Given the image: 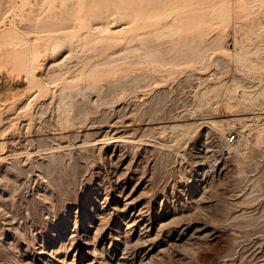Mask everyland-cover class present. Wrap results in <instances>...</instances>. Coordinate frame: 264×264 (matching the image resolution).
Listing matches in <instances>:
<instances>
[{"label":"rangeland","instance_id":"rangeland-1","mask_svg":"<svg viewBox=\"0 0 264 264\" xmlns=\"http://www.w3.org/2000/svg\"><path fill=\"white\" fill-rule=\"evenodd\" d=\"M94 2L0 0V155L26 152L0 162V264H78L97 205L106 230L138 209L207 224V237L148 264H264V0ZM217 122L205 144L203 127ZM124 136L136 143L118 181L97 143ZM200 149L211 152L204 165Z\"/></svg>","mask_w":264,"mask_h":264},{"label":"bare ground","instance_id":"bare-ground-1","mask_svg":"<svg viewBox=\"0 0 264 264\" xmlns=\"http://www.w3.org/2000/svg\"><path fill=\"white\" fill-rule=\"evenodd\" d=\"M100 1V0H99ZM98 1V3H99ZM102 1V0H101ZM104 1V0H103ZM212 1V0H211ZM214 2L216 0H213ZM91 3V1H89ZM97 3L96 0L94 2V4ZM97 3V4H98ZM95 4V5H97ZM101 4V3H100ZM99 5V4H98ZM104 5V4H103ZM102 7V5H100ZM96 7V6H95ZM97 9V8H96ZM94 9V11L96 10ZM102 9V8H101ZM103 9H104V6H103ZM106 9V8H105ZM124 10V9H123ZM226 15V14H225ZM228 15V14H227ZM73 16V15H72ZM221 16V15H220ZM117 17V16H115ZM121 17V16H120ZM224 17V15H223ZM71 18V17H70ZM91 19V18H90ZM104 19V18H103ZM108 19V18H107ZM225 19V18H223ZM93 20V19H92ZM112 20V19H111ZM110 20V21H111ZM118 20H120V18H118ZM135 20V19H134ZM175 20V19H174ZM88 21V20H87ZM100 21V20H99ZM104 21V20H103ZM109 21V23H110ZM116 21V19H115ZM95 24L97 22H94ZM99 23V22H98ZM97 23V24H98ZM102 24H99L98 26L100 27H94L96 28L97 30H100L101 32L104 31L107 27V24L105 23H108V22H102ZM112 23V22H111ZM118 23V22H117ZM95 24H93L92 26H94ZM106 26H105V25ZM110 27L108 26L107 29H109L110 31H113V30H121L119 29L118 30V26L116 24H109ZM125 26V25H124ZM122 29L124 28L123 25L121 26ZM168 27V26H166ZM169 27H170V23H169ZM90 31H92L90 29ZM100 31H94L97 32L98 34H100L101 32ZM116 31V32H117ZM105 32V31H104ZM115 32V31H114ZM91 33V32H90ZM96 33V34H97ZM103 33V32H102ZM204 33V32H203ZM95 34V35H96ZM98 34L96 36H98ZM85 35V34H84ZM56 36V35H55ZM94 36V34H93ZM95 36V37H96ZM110 36V35H108ZM107 36V37H108ZM99 37V36H98ZM113 37V36H111ZM53 38V37H52ZM100 38V37H99ZM63 39V38H62ZM94 39V37H93ZM97 37L94 39L96 40ZM83 40H84V37H83ZM82 40V41H83ZM88 40V39H87ZM90 40V39H89ZM134 40V39H133ZM192 40V39H191ZM190 40V41H191ZM68 41V40H67ZM92 41V40H91ZM69 42V41H68ZM133 42V41H131ZM150 42V41H149ZM214 43H219L220 40L218 42H215L213 40ZM212 42V43H213ZM237 42V40H236ZM235 42V43H236ZM86 41H85V46H86ZM89 43V42H88ZM128 43V42H127ZM148 43V41H147ZM167 43V42H165ZM193 43V42H192ZM211 43V45H213ZM221 43V42H220ZM71 44V43H70ZM82 44V45H84ZM164 44V43H163ZM224 44V43H223ZM209 45V44H208ZM210 45V46H211ZM215 45V44H214ZM62 45L60 46H57L56 48H60ZM209 46V48H210ZM219 46V45H218ZM221 46V44H220ZM152 47V46H151ZM150 47V48H151ZM154 47V45H153ZM213 47V46H211ZM217 47V46H216ZM246 47V46H245ZM47 48V47H46ZM54 48V49H56ZM149 48V47H148ZM208 47H206V49H208L207 51H210ZM218 48V47H217ZM57 49V50H58ZM167 50L169 48H166ZM206 49L204 52H206ZM85 50V49H84ZM128 50V49H127ZM162 49H160L159 51H161ZM192 50V49H190ZM213 50V49H212ZM70 51V50H69ZM85 51H88V50H85ZM167 52V51H166ZM203 52V53H204ZM246 52V51H245ZM163 53V51H162ZM202 53V55H203ZM153 54V53H152ZM161 54V53H160ZM165 54V52L163 53ZM234 54V53H233ZM237 54V52H236ZM239 54V53H238ZM242 54V53H241ZM246 54V53H244ZM243 54V55H244ZM199 56V55H198ZM238 56V58H240V60H243L241 59V57H244V56H241L240 54L239 55H236V57ZM241 56V57H240ZM112 56H110L109 59H111ZM200 57V56H199ZM108 58V57H107ZM198 58V57H197ZM196 58V59H197ZM113 59V57H112ZM177 59V58H176ZM195 59V60H196ZM119 61V60H117ZM245 61V60H244ZM174 62V61H173ZM242 62V61H241ZM111 63H114V62H111ZM130 63V62H129ZM245 64V63H244ZM106 65V64H105ZM94 67V66H93ZM87 74V73H86ZM37 75V74H36ZM88 77V76H87ZM38 78V77H37ZM46 82V81H45ZM112 85V84H111ZM64 89V88H63ZM121 90V89H120ZM69 98V96H68ZM67 98V99H68ZM30 99V98H29ZM63 100L65 99L62 98ZM27 103V102H26ZM69 103V102H68ZM132 103V102H131ZM48 104V103H47ZM56 105V104H55ZM66 105V104H65ZM58 106V105H57ZM22 106H20L21 108ZM19 108V109H20ZM47 108V107H46ZM132 108V107H131ZM187 110V109H186ZM66 111V110H64ZM184 111V110H183ZM68 112V111H67ZM131 112V111H130ZM137 112V111H136ZM186 112V111H185ZM228 112V111H227ZM125 113V112H124ZM142 113V112H141ZM134 114V113H133ZM132 114V115H133ZM136 114V113H135ZM134 114V115H135ZM229 114V113H228ZM230 114H232L230 112ZM259 114V113H258ZM4 115V114H2ZM104 115V114H103ZM180 115V114H179ZM124 116V115H123ZM145 116V114H144ZM233 116V115H232ZM146 117V116H145ZM185 117V116H184ZM174 118V117H173ZM190 118V117H189ZM2 119V117H1ZM5 119H13L12 117H5ZM28 119V118H27ZM221 119V118H220ZM172 120V119H171ZM233 120V117L231 119L230 116L228 115H225L224 117H222V121H230ZM10 121V120H9ZM147 121V120H146ZM207 121V120H206ZM222 121H220L222 123ZM112 122V121H111ZM167 122V121H166ZM165 122V123H166ZM176 122V120H175ZM50 123V122H49ZM119 123V122H118ZM24 124V123H23ZM44 124V123H42ZM107 124V123H106ZM120 124V123H119ZM163 124V123H162ZM161 124V125H162ZM170 124V123H169ZM118 124H113V125H109V128H115L117 129ZM121 125V124H120ZM155 125V124H154ZM165 125V124H164ZM218 125V122L216 124H211L209 123L208 125H205L202 129V136H211V137H214L216 134L218 135L219 134V129L218 127L220 126H217ZM46 126V125H45ZM126 126V125H124ZM159 126H160V123H159ZM168 126V125H167ZM175 126V125H174ZM178 126V125H176ZM175 126V127H176ZM231 126V125H230ZM127 127V126H126ZM132 127V126H131ZM174 127V128H175ZM8 128V127H7ZM122 128V127H119V129ZM172 128V127H171ZM220 128V127H219ZM54 129V128H53ZM75 129V128H74ZM118 129V130H119ZM177 130V128H175ZM135 130V129H134ZM169 130V129H168ZM24 131V130H23ZM117 131V130H116ZM174 131V130H173ZM222 132V131H221ZM220 132V133H221ZM27 133V132H26ZM223 133V132H222ZM176 134V133H175ZM141 136V135H140ZM204 136V141L205 140H208V138L210 137H207L205 138ZM50 137V135H49ZM133 137V136H132ZM222 137V136H221ZM53 138V137H52ZM216 138V137H215ZM218 138V137H217ZM55 139V138H54ZM13 141V140H12ZM12 141L10 143H12ZM42 141V140H41ZM137 141V140H136ZM83 142V141H82ZM90 142V141H89ZM100 140L98 141L97 144H103L105 146H107L108 148L106 149V152L110 153L111 154V157L112 159H114L116 161V167H115V171L119 173L118 177H117V180L120 181L122 179V176H123V173L125 170H127V167H128V161H127V145L126 144H135V140L133 139H128L124 138L123 137H113L111 138V140H106V141H103V142H100ZM142 142V141H141ZM160 142V141H159ZM211 142V141H210ZM209 142V143H210ZM205 144H208L206 141L204 142ZM43 144V143H42ZM96 144V143H95ZM101 144V145H102ZM147 144V143H146ZM151 144V143H149ZM51 145V144H50ZM90 145V144H89ZM14 146V144L12 145ZM38 146V145H37ZM39 148V147H38ZM54 148V147H53ZM131 148V147H130ZM256 148V147H255ZM10 149V148H9ZM207 149V148H205ZM24 150V149H23ZM54 150V149H53ZM26 151V150H25ZM35 151V150H34ZM39 151V150H38ZM37 151V152H38ZM42 151V150H41ZM19 152V151H18ZM24 152V151H23ZM36 152V153H37ZM22 152L20 153H15V150L11 149L8 151V153H4L5 155H0V162L1 161H4L5 163H7L8 161H13L17 159L24 161L25 160V156L24 154H21ZM39 153V152H38ZM211 152L208 150H199L197 152V158L199 159V163L201 165H204L207 161H209V159L211 158ZM29 154V153H28ZM27 154V155H28ZM52 154V153H51ZM53 155V154H52ZM28 157V156H27ZM26 157V158H27ZM32 157V156H31ZM60 159V158H59ZM63 159V158H62ZM217 159V158H216ZM110 161V160H109ZM33 162V161H32ZM60 162V161H59ZM8 164V163H7ZM25 164V162H24ZM60 164V163H59ZM167 164V163H166ZM22 165V164H21ZM4 165H1V167H3ZM17 166V164H16ZM235 166V165H234ZM239 166V165H238ZM214 167V166H213ZM243 167V166H242ZM231 168V167H230ZM238 168V167H237ZM114 169V168H113ZM203 169V168H202ZM242 169V168H241ZM239 172V171H238ZM115 173V172H113ZM164 173V172H163ZM5 177V176H4ZM7 178V177H6ZM241 178V177H240ZM10 179V178H9ZM44 180V179H43ZM123 180V179H122ZM245 180V179H244ZM258 180V179H257ZM175 181V180H174ZM200 181V180H199ZM257 182V181H256ZM243 183V182H242ZM247 184V183H246ZM257 184V183H255ZM254 185V184H253ZM247 186V185H246ZM1 187V186H0ZM251 189H252V185L250 186ZM250 189V188H249ZM262 189V188H261ZM252 191V190H251ZM250 191V192H251ZM249 192V190H248ZM257 193V190L255 191ZM247 195V194H246ZM248 195H251V194H248ZM11 196V195H10ZM255 196V195H254ZM16 197V196H15ZM253 197V196H252ZM233 198V197H232ZM258 198V197H256ZM227 200V199H226ZM243 201V200H242ZM256 201V200H255ZM245 201L241 202V203H244ZM240 203V202H239ZM240 203V204H241ZM104 205V204H103ZM102 205V206H103ZM132 202H126V204H124L123 207H121L119 210L121 213H124L122 214V216L125 215V212L129 209V208H132ZM210 206V205H209ZM264 206V205H263ZM96 207V206H95ZM155 208V207H154ZM197 208V207H196ZM144 210V209H143ZM142 209H138V210H134L133 213H131L128 217L124 218V220L121 219L122 223L124 224V228L123 227H119V229L121 228L124 229L123 231L121 230H116L115 227L114 229L112 228H107L108 230H106V222H105V214H106V211L100 206L97 205L96 208H94L92 214L90 217H87L88 219V227H86V225H84V232L82 233L81 235V238L79 240V244H80V248L79 250L76 252L75 255H77V258H78V264H98L99 263V257L98 255L96 254V248H95V245L93 243V241H95V239H99L101 237V239H103V241L105 242V240L109 241V247L107 248H103L104 250L106 249V251H104L103 253H106L107 256H108V264H130L129 262H131L133 264V260H137L139 261V264H148L150 259L152 258H155V257H159V256H163V254L166 252L167 248L172 246V245H177V246H183V245H186L188 244V242L190 243L192 240L194 241H198L199 239L201 240L203 238V235L205 236L206 234L204 233L205 231L209 230L207 224H196L195 221L196 219L195 218H192L194 220V222H192L188 217L187 215H184V213H182V215L184 216H181L179 217V215L181 214L180 212H178L179 210L177 208H174V212H173V208L171 209V211L173 212L172 214H165L164 212H161V211H156V212H153L152 215H147L146 212H143ZM108 211V210H107ZM145 211V210H144ZM170 211V210H169ZM151 213V212H150ZM245 213L244 211H240V213H238L239 215H237V218H240V217H243L245 216ZM8 214V213H7ZM190 214V213H189ZM258 214L259 211H258ZM177 215V217H176ZM235 216V215H233ZM232 216V217H233ZM188 219H187V218ZM198 217V216H197ZM222 217V216H221ZM248 217V216H247ZM191 218V217H190ZM209 218V217H208ZM226 218V217H225ZM86 219V220H87ZM233 219V218H232ZM242 219V218H241ZM248 219V218H247ZM190 220V221H189ZM199 220V219H198ZM254 220V219H253ZM11 221V220H10ZM209 221V220H208ZM230 221V220H229ZM252 221V220H251ZM117 222V221H116ZM116 222H115V225H116ZM227 222V220H226ZM202 223V222H201ZM3 224V223H1ZM5 225L6 226H10L11 224L9 222H5ZM222 226V225H221ZM83 227V226H82ZM117 228V227H116ZM259 231V230H257ZM208 232V231H207ZM231 232V231H230ZM125 233H128L129 236H124ZM209 233V232H208ZM79 235V234H78ZM235 235V234H234ZM77 236V235H76ZM75 236V237H76ZM74 237V238H75ZM202 237V238H201ZM207 237V235L205 236ZM204 237V238H205ZM203 238V239H204ZM232 238V236H231ZM234 239V238H233ZM208 240V239H207ZM76 241V240H75ZM101 241V242H103ZM192 241V242H194ZM103 242V243H104ZM198 243V242H197ZM196 243V244H197ZM195 245V244H194ZM78 246V245H77ZM187 246V245H186ZM245 247V246H244ZM188 249V248H187ZM232 249V247L230 248ZM229 249V251H230ZM36 250V249H35ZM50 252V251H49ZM234 252V250L232 251ZM262 252V251H261ZM56 253V252H52L50 254H48L47 252H44V254H41L42 256H44L45 258H52V255ZM227 253V252H226ZM229 253V252H228ZM105 254V255H106ZM253 254V253H252ZM104 255V254H103ZM184 255V254H183ZM224 255V254H223ZM226 255V254H225ZM234 255V254H233ZM48 256V257H47ZM38 257V256H37ZM176 257V256H175ZM179 257V256H178ZM183 257V256H182ZM224 257V256H223ZM250 257V256H249ZM247 257V258H249ZM261 257V256H260ZM103 258V257H102ZM165 258V257H164ZM222 258V257H221ZM262 258V257H261ZM35 259V258H34ZM101 259V258H100ZM105 259V258H104ZM239 259V258H238ZM53 264H58V263H63L61 262L60 260V257H58L56 259V257L53 259ZM246 260V259H245ZM137 261V262H138ZM190 261V260H189ZM106 262V263H107ZM151 262V261H150ZM220 263V262H219ZM248 263V262H247ZM43 264V263H42ZM151 264V263H150ZM178 264V263H177ZM229 264V263H228Z\"/></svg>","mask_w":264,"mask_h":264},{"label":"built area","instance_id":"built-area-1","mask_svg":"<svg viewBox=\"0 0 264 264\" xmlns=\"http://www.w3.org/2000/svg\"><path fill=\"white\" fill-rule=\"evenodd\" d=\"M230 139H233L234 140V136L230 137Z\"/></svg>","mask_w":264,"mask_h":264}]
</instances>
